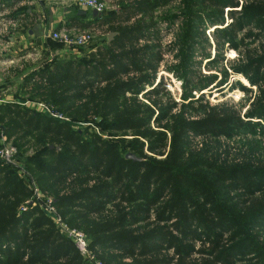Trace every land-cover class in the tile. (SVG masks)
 Masks as SVG:
<instances>
[{
	"label": "trees",
	"instance_id": "trees-1",
	"mask_svg": "<svg viewBox=\"0 0 264 264\" xmlns=\"http://www.w3.org/2000/svg\"><path fill=\"white\" fill-rule=\"evenodd\" d=\"M172 1L176 12L157 14ZM87 17L78 28H108L111 38L67 48L23 79L27 98L0 103V133L17 151L0 161V264H93L43 209L46 196L101 264H264V0H122ZM174 20L178 100L154 82L160 24ZM223 49L237 51L228 67L218 65ZM200 58L220 77L198 73ZM230 73L255 88L229 84L250 93L242 113L201 92ZM35 97L68 120L25 106ZM195 137L214 145L192 151ZM221 138L241 141L238 159L227 145L219 156Z\"/></svg>",
	"mask_w": 264,
	"mask_h": 264
},
{
	"label": "crops",
	"instance_id": "crops-1",
	"mask_svg": "<svg viewBox=\"0 0 264 264\" xmlns=\"http://www.w3.org/2000/svg\"><path fill=\"white\" fill-rule=\"evenodd\" d=\"M90 12L76 0H0V103L20 101L22 90L31 86L23 79L72 53L65 48L50 50L49 33L78 28Z\"/></svg>",
	"mask_w": 264,
	"mask_h": 264
},
{
	"label": "rangeland",
	"instance_id": "rangeland-1",
	"mask_svg": "<svg viewBox=\"0 0 264 264\" xmlns=\"http://www.w3.org/2000/svg\"><path fill=\"white\" fill-rule=\"evenodd\" d=\"M103 1H104V9H103L102 13L106 14V13L117 11L118 7H119V1H122V0H103ZM126 1H128V0H126ZM244 1L245 0H237L238 4H241ZM177 6H178V2L172 1L166 7L160 8L159 11L157 12V14H159L161 12L174 13L177 11ZM227 21H228V19L226 17H224V22H227ZM178 23H179L178 20H174V22L169 26L170 27L169 29L166 28L167 26L165 24H162V23L160 24L161 31L159 34V38H160V45H161L160 47H161V51H162V60L160 61L159 66L156 70V76H155V80H154V82H156L158 79H161L165 89L169 92L170 96L172 98H174L175 100L179 99V95L181 93V88H180L181 80L178 76H175L174 72H173V69L177 66V63H178V57L176 56L177 51L175 50V48L171 49V47L169 45H171L172 43L175 42L174 34H175ZM92 31H93V34H92V38L90 41L91 43L93 41H95L96 39H99V38L107 35L106 32L108 31V28L101 29L100 30L101 32L98 30L97 31L92 30ZM210 31H211V27L204 29V35H205L209 45H205V46L202 45V48H203L202 51L209 53V55L211 57L214 53V40H213V37H212ZM259 41L260 40L258 39V40H255L254 42H251L248 45V48L249 49L257 48ZM82 47H84V46H82ZM48 48L50 50H55V49H59L62 47H60V46L54 44L52 41H50L48 43ZM196 53H198V52L195 51L193 53V59L195 61H197L199 59V57L197 56ZM222 55H223V59L221 61H218V65H224V66L228 67L229 64H232L233 61H235V59L237 57V51L233 50V49H223ZM200 59H201V62L199 65L200 70L198 69V71H197L198 73L207 74L210 72H217L218 78L220 77V73L218 72V69L207 71L204 67L205 59H203V58H200ZM227 82H228V84L225 86H222V87H214L211 84L206 89L201 91L204 93L203 98L206 99L207 102L210 104H215V103H218L220 101H226L227 103L235 105L236 107L240 106V113H242L246 108L247 99L250 96L249 95L250 93L249 92H243L239 88H237L236 86H229V84L239 82L242 85H244L246 88H251V95L254 93L255 88L253 86H250L248 84V82L246 81V79L243 76H241L240 74L230 73L228 76ZM28 95H29V90H27V91L25 90L23 94L20 93V96H22V99L27 98ZM196 95L197 94H195V96ZM26 102H41V103L47 104L43 101H40L37 97H35V99L33 101H26ZM32 109H34V108H32ZM247 137L248 138H246V139H250V136H247ZM0 138H1V135H0ZM217 141H218L217 142L218 146L216 148V151L219 154V156L223 155L221 153L224 149V146L225 145L228 146L226 150H227V158L229 160L233 159L234 157H237V159H238L239 156L237 155V152L242 153L241 151H244V147L241 146V141H238L236 139L227 140V139L221 138V139H218ZM0 143H11L12 144V142L10 140L5 141L4 139H2ZM204 143H207L211 146L214 145V143L209 142V139L205 140V139L195 137L191 141L190 150L197 151L202 147V145ZM229 152L231 153L230 156H229ZM31 153H32V148L31 149L28 148L27 150H25V152L22 153L23 155L20 153L19 154L17 153V155H18L19 159H22V157L29 156ZM233 153H235V154H233ZM157 157H159V156H157ZM160 157H163V155ZM24 182H25V180H24ZM33 188H32V192H33ZM35 192H36V189H35ZM35 196H36V198H38L37 192H36ZM46 198L50 199V196H46L45 199ZM43 202H45V201H43ZM22 208H21V210H22Z\"/></svg>",
	"mask_w": 264,
	"mask_h": 264
},
{
	"label": "built area",
	"instance_id": "built-area-1",
	"mask_svg": "<svg viewBox=\"0 0 264 264\" xmlns=\"http://www.w3.org/2000/svg\"><path fill=\"white\" fill-rule=\"evenodd\" d=\"M77 4L88 8L94 9L96 13H102L104 9L103 0H76ZM13 22H9V25H13ZM97 29L93 28H69L62 30H52L49 33V39L61 45L62 48L70 47H80L84 46L91 41L93 31ZM100 31V30H98ZM101 32V31H100ZM30 108H34L36 111H40L43 114L59 121H67V117L63 114L55 111L52 106L41 103V102H24ZM3 139V138H2ZM16 155V148L11 143H0V161L4 163H13ZM33 193L36 195L35 189L33 188ZM45 202L42 203L43 209L51 216L53 221L59 227L60 232L65 233L71 238L73 245L79 252V254L86 259L88 262L93 264H101L100 261L96 260L94 255L90 252L87 247V240L84 234L76 229L68 228L64 223L61 222L60 218L56 214L54 207L50 203V199L46 198ZM24 208H22L23 210Z\"/></svg>",
	"mask_w": 264,
	"mask_h": 264
},
{
	"label": "water",
	"instance_id": "water-1",
	"mask_svg": "<svg viewBox=\"0 0 264 264\" xmlns=\"http://www.w3.org/2000/svg\"><path fill=\"white\" fill-rule=\"evenodd\" d=\"M91 15L92 16H95V15H99L98 13H96L95 12V10L94 9H91ZM113 35V33H109V34H107V40H109L110 38H111V36ZM125 158H130V159H132V160H138V158H136V157H134L132 154H130V153H126L125 154Z\"/></svg>",
	"mask_w": 264,
	"mask_h": 264
}]
</instances>
